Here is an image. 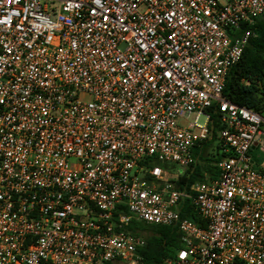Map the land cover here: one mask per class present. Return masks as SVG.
<instances>
[{
  "label": "built area",
  "instance_id": "1",
  "mask_svg": "<svg viewBox=\"0 0 264 264\" xmlns=\"http://www.w3.org/2000/svg\"><path fill=\"white\" fill-rule=\"evenodd\" d=\"M260 16L264 0H0V264H141L132 219L178 229L165 264H264V120L222 96ZM212 105L216 174L173 189L159 165L194 164Z\"/></svg>",
  "mask_w": 264,
  "mask_h": 264
},
{
  "label": "trees",
  "instance_id": "2",
  "mask_svg": "<svg viewBox=\"0 0 264 264\" xmlns=\"http://www.w3.org/2000/svg\"><path fill=\"white\" fill-rule=\"evenodd\" d=\"M249 28L252 34L247 39L238 61L226 73L222 96L237 106L260 114L264 110V16L255 18ZM242 30H245V27H241L240 31ZM207 112L211 118L210 137L193 149L194 164L176 177L169 176V168L166 165H159L173 189H187L195 182L214 178L216 174V163L222 156L219 153L217 138L220 127L215 107L212 105ZM213 143H216V154L208 158L206 151ZM203 173L207 175L206 178ZM179 214L181 218H188L194 224L202 225L196 214L187 207ZM125 230L144 239V246L138 251L141 264H165L181 248L179 232L174 226L145 224L132 219ZM105 264L125 263L112 260Z\"/></svg>",
  "mask_w": 264,
  "mask_h": 264
},
{
  "label": "rangeland",
  "instance_id": "3",
  "mask_svg": "<svg viewBox=\"0 0 264 264\" xmlns=\"http://www.w3.org/2000/svg\"><path fill=\"white\" fill-rule=\"evenodd\" d=\"M83 100L85 101H88V97H82ZM259 116L264 120V110L259 114ZM195 119V114H190L188 116V118L185 120V121H178L179 125L181 126H187L189 124H192L193 121ZM204 122V118L202 116H199L196 120V123L197 124H203ZM215 146H216V143H213L211 145V147H209L206 151V154L208 156V158L210 157H214V155L216 154V151H215ZM251 158L253 159V165H255L256 167H254L255 169L257 167H259L260 169H262L264 167V156L261 152H259L257 149H253L249 152ZM197 163H199V161L197 160ZM168 167H169V176L170 177H176L178 174H181L185 171V169H182L180 167H177L175 165H172V164H168ZM167 177V176H165ZM207 176H205L206 178ZM143 238V237H142Z\"/></svg>",
  "mask_w": 264,
  "mask_h": 264
}]
</instances>
